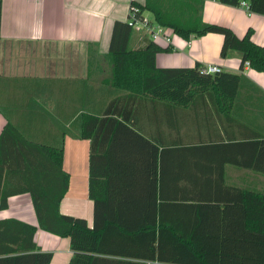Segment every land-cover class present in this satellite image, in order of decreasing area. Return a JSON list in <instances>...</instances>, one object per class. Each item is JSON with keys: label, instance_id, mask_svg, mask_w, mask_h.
<instances>
[{"label": "crops", "instance_id": "obj_1", "mask_svg": "<svg viewBox=\"0 0 264 264\" xmlns=\"http://www.w3.org/2000/svg\"><path fill=\"white\" fill-rule=\"evenodd\" d=\"M200 1L205 23L228 27L238 37L251 30L252 41L264 47V16L241 5ZM132 3L144 5L146 0H0V136L11 124L32 143L49 147L63 143L69 188L60 211L85 219L89 228L94 226V202L89 198L91 141L65 131L78 135L81 116L102 114L112 100L111 89L101 90L112 70L104 56L114 23L128 22ZM143 16L154 22L151 13ZM166 33L171 43L156 41L167 50L156 56L157 68L216 65L224 73L240 76V82L233 96L201 93L186 106L146 96L139 100L134 121L140 133L158 147V195L164 202H176L181 196L226 200L237 196L235 189L264 193V174L236 164L255 162L257 143L264 141V73L251 67L241 71L237 51L222 58V35L191 36L187 41L171 29ZM151 41L155 42L145 30L134 28L130 48H144ZM90 44L97 46L92 48L91 74ZM120 163L127 168L120 173L123 177L142 175L137 170L139 162ZM210 172L216 181L209 184ZM109 213L138 216L144 211L131 208ZM163 213L173 218L181 212L167 208ZM9 218L38 228L30 195L9 199L0 219ZM127 220L141 229L135 219ZM35 242L40 251L53 254L51 264H70L74 256L69 238L38 228ZM97 245L102 253L95 255V264H159L160 247L153 256L158 243L137 234L112 232ZM163 245L171 251L169 243Z\"/></svg>", "mask_w": 264, "mask_h": 264}, {"label": "trees", "instance_id": "obj_2", "mask_svg": "<svg viewBox=\"0 0 264 264\" xmlns=\"http://www.w3.org/2000/svg\"><path fill=\"white\" fill-rule=\"evenodd\" d=\"M243 1L251 13L264 16V0H219L228 6H239ZM131 8L139 10L141 19L145 12L151 13V24L171 29L187 41L191 36L222 35V58L237 51L241 71L249 62L252 69L264 73V47L252 41V31L238 37L228 27L205 23L200 0H146L144 5L132 3ZM133 32L128 22L114 23L109 52L104 56L112 70L101 85V90L111 89L112 100L102 114L81 116L78 135L65 131L66 135L91 141L89 198L94 202L93 228L85 219L60 211L69 188V175L63 169V143L58 147L32 143L11 124L0 136V211L8 209L10 198L30 195L38 228L70 239L74 251L70 264H95V255L102 253L98 241L112 232L137 234L157 242L153 256L160 247L159 264H264V193L235 189L237 196L226 200L181 196L176 202H164L158 195V147L140 133L134 121L144 96L186 106L201 93L235 95L240 76L203 74L200 65L159 69L156 56L167 50L152 41L144 48L131 49ZM96 47L90 44L89 64L92 48ZM257 146L255 162L236 164L264 174V141ZM120 162H139L137 170L142 175L123 177L120 173L127 168ZM213 174L210 172L209 184L216 181ZM131 208L144 213H109ZM167 208H177L181 213L169 218L163 213ZM127 218L138 221L141 229L131 226ZM38 228L15 218L0 219V264H51L53 254L40 251L36 245ZM167 243L170 252L163 245Z\"/></svg>", "mask_w": 264, "mask_h": 264}, {"label": "built area", "instance_id": "obj_3", "mask_svg": "<svg viewBox=\"0 0 264 264\" xmlns=\"http://www.w3.org/2000/svg\"><path fill=\"white\" fill-rule=\"evenodd\" d=\"M240 5L246 9L249 10V5L247 2H241ZM130 18L128 20V23L130 26H132L133 28H141L143 30H145L148 34L151 35L152 39L156 42H158L159 40H165L166 43H171V37L166 33V29L164 28H160V27H154L150 21H148L147 19L143 18H139L138 17V13L139 10L136 8H131L130 7ZM188 44L190 45L191 43L188 42ZM245 67H250L249 62H246ZM201 72L203 74H207V75H215V74H219L222 72V69L216 65H210V66H205L201 69Z\"/></svg>", "mask_w": 264, "mask_h": 264}, {"label": "rangeland", "instance_id": "obj_4", "mask_svg": "<svg viewBox=\"0 0 264 264\" xmlns=\"http://www.w3.org/2000/svg\"><path fill=\"white\" fill-rule=\"evenodd\" d=\"M147 18L151 20V15L150 14H147Z\"/></svg>", "mask_w": 264, "mask_h": 264}]
</instances>
